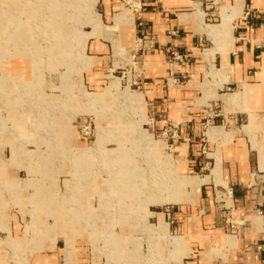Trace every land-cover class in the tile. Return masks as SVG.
Returning <instances> with one entry per match:
<instances>
[{"label": "rangeland", "instance_id": "1", "mask_svg": "<svg viewBox=\"0 0 264 264\" xmlns=\"http://www.w3.org/2000/svg\"><path fill=\"white\" fill-rule=\"evenodd\" d=\"M117 1L111 25L101 0H0V264H53L46 245L55 235L62 248L66 239L67 264L73 242L92 264H180L190 246L164 219L159 230L156 212L194 202L213 178L225 185L215 167L205 177L192 176L209 170L180 169L170 136L151 121L135 84L144 70L127 66L134 48L112 36L123 15H134L135 25V14ZM202 1L218 23L225 3ZM100 37L113 65L96 86L88 77L90 45ZM224 105L218 100L205 110L218 115ZM251 141L258 149L259 138ZM255 221L262 228L263 219ZM176 239L182 249L172 245Z\"/></svg>", "mask_w": 264, "mask_h": 264}, {"label": "crops", "instance_id": "2", "mask_svg": "<svg viewBox=\"0 0 264 264\" xmlns=\"http://www.w3.org/2000/svg\"><path fill=\"white\" fill-rule=\"evenodd\" d=\"M101 1L102 17L114 25L121 4L117 0ZM139 1L142 10L135 14L134 27L130 31L113 30L112 36L122 42L125 39V47L133 48L139 39L156 40L155 48L139 57L144 70L141 88L151 121L170 136L180 169L210 171L192 177H205L214 167L218 169V181L233 187L236 209L245 220L236 229L226 223L215 202L217 184L213 178L198 190L194 202L156 212L158 222L163 215L170 234L190 246L189 255L180 264H264V214L260 216L262 228L255 221L257 211H264V0H220L225 4L217 12L218 23L212 22L217 19L209 13L213 7H204L202 0ZM248 10L252 14L245 17ZM95 39L90 45L88 77L100 86L111 76L106 71L113 62L107 39ZM209 42L211 47L202 51ZM169 50L186 60L173 62ZM176 77L180 83H176ZM225 89L234 93L221 94ZM218 100L232 110L224 105V113L210 115L205 108ZM252 136L260 140L258 149ZM49 239L46 248L55 254L48 262L67 264L64 236L63 248L57 235ZM175 241L182 249V240ZM73 243L71 264H92L79 251L83 245ZM182 256L179 254L178 260Z\"/></svg>", "mask_w": 264, "mask_h": 264}, {"label": "built area", "instance_id": "3", "mask_svg": "<svg viewBox=\"0 0 264 264\" xmlns=\"http://www.w3.org/2000/svg\"><path fill=\"white\" fill-rule=\"evenodd\" d=\"M123 4L126 5L130 11L134 14L139 13L142 10V3L139 0H122ZM252 14L251 10H248L245 17H249ZM156 46V40L151 39H139L137 41L136 47L132 50L131 63L127 66L130 68V72L137 71L140 67L138 58L145 52L154 49ZM171 54L175 56L176 59L181 58L180 54L176 51H170ZM138 89H141V84L135 82ZM167 134V133H165ZM215 202L221 208L223 216L225 217L226 223L231 227V229H236L238 226L244 224L243 215L239 214L235 205V194L234 189L230 185H215ZM264 211L259 209L257 211V216H262Z\"/></svg>", "mask_w": 264, "mask_h": 264}, {"label": "bare ground", "instance_id": "4", "mask_svg": "<svg viewBox=\"0 0 264 264\" xmlns=\"http://www.w3.org/2000/svg\"><path fill=\"white\" fill-rule=\"evenodd\" d=\"M53 10V9H52ZM54 13V12H53ZM2 23V22H1ZM5 26V25H4ZM119 26L121 27V29L123 30V31H130L133 27H134V15H132V14H127V15H123V16H121L120 17V21H119ZM139 102V99L137 98H135V102ZM147 181V180H146ZM223 186H226V185H223ZM185 199H175L174 201H177L178 203H183V202H185L184 201ZM156 201V200H155ZM156 202H158V201H156ZM161 216V218H160V220H159V224H160V228H159V230H163L164 231V223H163V218H162V215H160ZM257 218V217H256ZM162 232V231H161ZM171 243H172V245L174 246V247H179V244H178V242L177 241H171Z\"/></svg>", "mask_w": 264, "mask_h": 264}]
</instances>
